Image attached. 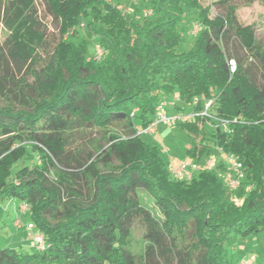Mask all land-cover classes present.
I'll use <instances>...</instances> for the list:
<instances>
[{"label": "trees", "instance_id": "16d2710c", "mask_svg": "<svg viewBox=\"0 0 264 264\" xmlns=\"http://www.w3.org/2000/svg\"><path fill=\"white\" fill-rule=\"evenodd\" d=\"M256 1L264 3L217 0L211 17L200 0H42L40 8L0 0V200L25 204L45 242L42 250L0 248V264H136L137 224L143 264H235L232 246L264 231V88L255 84L264 42L236 18ZM145 8L151 17L140 16ZM188 15L199 31L181 50ZM95 45L105 51L99 63ZM174 94L191 111L202 107L190 106L193 98L214 99L212 116L228 121L227 131L206 118L177 126L194 163L218 149L240 159L245 178L233 193L220 178L221 158L189 181L176 179L137 135ZM91 132L100 137L87 154Z\"/></svg>", "mask_w": 264, "mask_h": 264}, {"label": "rangeland", "instance_id": "374dc122", "mask_svg": "<svg viewBox=\"0 0 264 264\" xmlns=\"http://www.w3.org/2000/svg\"><path fill=\"white\" fill-rule=\"evenodd\" d=\"M8 1V0H3ZM217 0H200L204 7H211L212 3ZM42 0H36L40 8ZM120 10L127 12L129 8L125 5H120ZM211 17H214L218 12L216 8L211 7ZM236 18L242 26H252L255 30V38L258 42H264V3L261 1L254 2L251 6L240 7L236 11ZM50 30L56 33L55 25L51 22L50 18L46 19ZM195 26V17L188 15L180 24L179 32L186 40L181 46V50H188V44L192 42V31ZM5 39V34L2 26L0 25V43ZM239 51V55H242ZM255 84L258 88H264V76L255 70ZM180 107H185L182 103H178ZM5 106L3 98L0 96V107ZM191 111L190 107H186ZM210 126L207 125V129ZM99 135L96 132L86 133L85 139L82 141L84 152L91 153L92 148L95 146L91 141H98ZM144 140L151 146L156 147L161 160L168 169H174L182 163H192L185 152L190 145V137L188 134L180 129L178 126L166 127L160 126L155 129L153 135L146 136ZM34 160L39 164L40 160L37 156ZM204 158L201 160L203 161ZM28 160H22L13 167V172L23 164L26 165ZM137 198L142 205L149 208L152 213L158 216V211L155 208L152 199L144 192L137 191ZM236 203L239 205L241 200L236 198ZM20 211L18 204L12 200H0V248L11 247L20 248L24 246H33L34 232L27 230V225L32 222L27 211L21 218V226L17 229L14 226L15 221L20 218ZM143 227L139 224L135 225L131 234V250L136 255V264H143L141 260L143 242L141 240L143 234ZM230 245L228 249H230ZM232 250L227 253L235 264H264V231L250 236L245 241H238L232 246Z\"/></svg>", "mask_w": 264, "mask_h": 264}, {"label": "built area", "instance_id": "2783aa9c", "mask_svg": "<svg viewBox=\"0 0 264 264\" xmlns=\"http://www.w3.org/2000/svg\"><path fill=\"white\" fill-rule=\"evenodd\" d=\"M139 0H130V3L133 5L137 3ZM130 10V9H129ZM140 16L142 18H149L152 16V10L145 8L141 10ZM199 31V26L195 25L192 31V36H196L197 32ZM105 56V51L99 46L95 45L93 49V60L95 62H100ZM230 71L234 72L235 70V63L234 61H230ZM181 103L180 97L178 94H174L169 99H163L155 108L154 114L150 122L147 126L137 132V135H146L150 136L153 134L156 128L160 126H168L174 127L180 123L191 122L195 118H206L211 121H215L219 123L224 130L227 131L226 126L228 121L219 120L212 116L211 108L214 104L213 100H203L199 98H193L190 106H197L199 103L202 104L201 110L199 111H188L184 110V107L181 109H176L178 103ZM234 123L236 120H232ZM218 154H213L208 156L202 163H182L178 167L171 169V174L176 179L186 180L189 181L192 179L193 174L199 170L208 171L214 169L218 165L219 158L223 163L222 171L220 172V178L222 179L225 188L233 193L237 190L241 182L245 178V173L243 171L242 162L236 156L231 154H223L221 149L217 150ZM236 203V200H234ZM20 211V218H18L14 226L19 229L21 226V218L22 216L28 211V207L25 204L20 205L18 208ZM27 230L29 232L34 231L33 224L29 223L27 225ZM44 238L41 234L34 233L33 235V245L36 249L42 250L44 248Z\"/></svg>", "mask_w": 264, "mask_h": 264}, {"label": "crops", "instance_id": "0c3cea01", "mask_svg": "<svg viewBox=\"0 0 264 264\" xmlns=\"http://www.w3.org/2000/svg\"><path fill=\"white\" fill-rule=\"evenodd\" d=\"M153 135V134H152ZM22 249H25V250H30V247H28V246H24V247H21Z\"/></svg>", "mask_w": 264, "mask_h": 264}]
</instances>
